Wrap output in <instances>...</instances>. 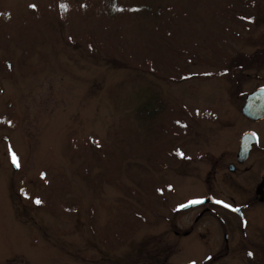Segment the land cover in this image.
<instances>
[{"label":"rangeland","instance_id":"rangeland-1","mask_svg":"<svg viewBox=\"0 0 264 264\" xmlns=\"http://www.w3.org/2000/svg\"><path fill=\"white\" fill-rule=\"evenodd\" d=\"M260 78L264 0H0V264H193L176 209Z\"/></svg>","mask_w":264,"mask_h":264},{"label":"flooded vegetation","instance_id":"flooded-vegetation-1","mask_svg":"<svg viewBox=\"0 0 264 264\" xmlns=\"http://www.w3.org/2000/svg\"><path fill=\"white\" fill-rule=\"evenodd\" d=\"M253 83L239 92L234 89L238 97L243 95L241 123L227 122L235 129L231 139L211 160L203 189L181 205L202 203L176 210L190 211V223L175 235L195 247L193 254L187 251L193 258H185L193 264H264V79ZM242 84L236 80L234 87ZM253 92H260L253 102L256 113L244 115L241 109ZM151 259L157 257L133 264H151Z\"/></svg>","mask_w":264,"mask_h":264},{"label":"trees","instance_id":"trees-1","mask_svg":"<svg viewBox=\"0 0 264 264\" xmlns=\"http://www.w3.org/2000/svg\"><path fill=\"white\" fill-rule=\"evenodd\" d=\"M129 9H131L130 7H129ZM172 9V7H171V5H168V6H166V7H158L157 8V10H154V8H152V7H150V6H146V5H139V6H133V11H140V10H142V11H144L145 13H147V14H151V15H153V16H156V17H159L160 15H161V12H164V11H166V10H171ZM167 34L169 35V37L171 36V31H169V30H167ZM161 45H163V43H161ZM185 52L186 53H189V51L188 50H185ZM192 55H194V53H192ZM224 57V59L226 58V55H224L223 56ZM229 58V57H228ZM230 60H231V58H229ZM149 63V62H148ZM225 64H228L230 67L228 68V69H231V68H234V69H236L237 67H239V64H238V60H231V61H229V63H226V62H224ZM234 66H236V67H234ZM219 72H220V70L217 72V74H219ZM219 75H221V74H219ZM180 123H181V120H178ZM180 123H177V124H179V125H183L182 123L180 124ZM173 153L175 154V155H178V153H179V146H177V148L175 147L174 148V151H173ZM173 154V155H174ZM178 157H179V155H178ZM136 165V164H135ZM140 167H144L143 165H141V164H138ZM128 166H130V164L128 165ZM152 166H154V167H156V165H155V163L153 162L152 163ZM165 166H167V165H165ZM145 169V168H144ZM140 186H142L140 183H138ZM143 187V186H142ZM144 188V187H143ZM159 189H157V191H158ZM132 193H133V191H132ZM136 194V193H135ZM136 196H137V198H139V195H137L136 194Z\"/></svg>","mask_w":264,"mask_h":264},{"label":"water","instance_id":"water-1","mask_svg":"<svg viewBox=\"0 0 264 264\" xmlns=\"http://www.w3.org/2000/svg\"><path fill=\"white\" fill-rule=\"evenodd\" d=\"M260 92H253L251 94H249L246 98V102L244 104V106L242 107L241 109V112L244 114V115H249V116H252V114L256 113L255 111V108L253 107V102L254 100L256 99L257 95L259 94ZM15 167L16 164H14ZM192 202V201H191ZM189 202V204H187L185 207H188L190 206L191 204H194V203H191Z\"/></svg>","mask_w":264,"mask_h":264},{"label":"snow or ice","instance_id":"snow-or-ice-1","mask_svg":"<svg viewBox=\"0 0 264 264\" xmlns=\"http://www.w3.org/2000/svg\"><path fill=\"white\" fill-rule=\"evenodd\" d=\"M34 7V6H33ZM13 163L17 165V167H19V164L17 163L16 157L15 155H13ZM36 203H40V201H36ZM191 203H202V201H192ZM217 203H220L219 201H217Z\"/></svg>","mask_w":264,"mask_h":264}]
</instances>
